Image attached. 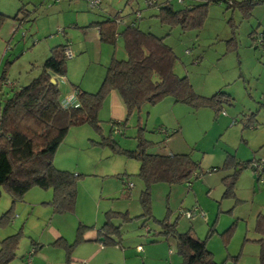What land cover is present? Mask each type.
I'll list each match as a JSON object with an SVG mask.
<instances>
[{"label": "rangeland", "instance_id": "1", "mask_svg": "<svg viewBox=\"0 0 264 264\" xmlns=\"http://www.w3.org/2000/svg\"><path fill=\"white\" fill-rule=\"evenodd\" d=\"M84 2L0 0V14L5 16L0 21V77L5 74L6 80L14 85L13 88H3V98L11 97L15 90L39 74L40 70L34 64L43 46L48 44L51 49L64 43L66 37L74 41L75 33L67 22L75 18V11L94 17L118 13L121 20H133L136 11L140 16L139 28L163 37L172 48L177 76L187 77L194 92L201 96L211 97L224 92L232 102L223 104L216 116L208 107L194 109L161 100L144 106L138 114L128 118L125 127L113 132L102 114L98 116L100 133L87 124L71 127L55 153L61 168L54 166L80 175L74 211L54 213L49 204L52 190L31 188L21 201L14 203V217L7 224H0V241L6 236L19 234L18 250L9 264H26L24 256L29 251L33 255V244L41 237L42 241L48 239L46 226L60 229L72 242L79 224L99 227L107 211L127 212L130 220L116 222L122 224L119 246L105 245V260L99 264H182L173 238L157 234L160 230L158 221L164 219L175 223L180 233L191 230L195 237L206 239V248L218 264H232L234 260L237 264H258L259 235L255 232V220L258 214H264V172L257 177L250 166L236 165L238 174L233 180L234 195L224 197L222 180L235 174V168L230 165L223 169L222 166L226 155L234 156L239 164L264 161V46L250 37L254 31L256 38L264 32V4H256L248 13H243L237 6L228 8L224 2L211 3L200 28L181 30L179 26L161 24L157 9L147 6V0H100V5L94 8L87 7ZM171 3L175 10L184 7L175 0ZM20 7H24L26 13H19L16 20L14 16ZM118 28L121 30L123 24L120 23ZM116 48L117 58L126 59L120 38ZM90 55L81 57L82 54H76L67 60L66 75L70 80H80V83L95 76L99 66L89 62L90 58L97 57V53L92 50ZM59 88L63 96L61 85ZM244 116H253L256 123L252 126L256 128H243ZM138 124L143 139L150 143V152H163L166 143L167 148L176 153L190 154L206 172L190 184L152 185L151 216L148 219L141 215L139 203L144 187L137 177L139 163L114 154L108 146L101 144L102 136L107 138L110 135L121 148L135 149ZM178 127L180 130L170 138L160 132L162 129L171 134ZM124 181L132 184L129 195L123 193ZM99 200L103 212L96 222ZM11 206L10 197L1 189L0 217ZM195 208L204 217L198 212L187 217L186 214ZM87 247L85 243L77 245L73 253L77 252L79 259H83L88 253ZM45 248L44 252L50 256L49 264L56 261V252L62 254V249L52 244ZM39 253L40 250L31 257L32 264H40L36 261Z\"/></svg>", "mask_w": 264, "mask_h": 264}, {"label": "trees", "instance_id": "2", "mask_svg": "<svg viewBox=\"0 0 264 264\" xmlns=\"http://www.w3.org/2000/svg\"><path fill=\"white\" fill-rule=\"evenodd\" d=\"M176 1V0H175ZM224 2L228 8L238 7L243 13H248L256 4H264V0H186L179 10L172 7L171 0H147V6L157 9V18L161 24L181 30L200 28L207 14V7L211 3ZM84 3L89 6L87 0ZM100 3L97 6L98 7ZM87 6V7H88ZM93 7V8H94ZM26 13L24 7L18 8L14 19L18 20L19 13ZM131 22L121 21L117 13L111 18L100 22H91L88 26L98 27L101 42L111 45L113 49L118 39L122 41L126 59L112 57L106 67L104 77L95 92H86L74 85L77 105L61 108V93L59 84L54 77L66 75L67 60L65 50L70 48V42L61 43L49 50L48 56L42 62L39 74L30 82L14 91L11 97H2L0 90V197L4 189L11 199L12 206L0 217V224H7L13 217L14 203L21 201L24 195L33 187L52 190L50 205L54 213L73 212L77 198V183L80 175L57 169L53 164L54 154L62 143L71 127L90 125L100 133L98 113L110 91H116L125 108L123 121H110V130L125 127L132 114H138L145 105H154L165 98H171L174 103L188 105L194 109L208 107L215 111L217 116L223 104H231L232 98L224 92H218L211 97H204L194 92L187 77H179L174 73L176 56L163 37L150 32L142 31L137 25L140 16ZM0 14V21L4 18ZM120 20V21H119ZM21 24L22 22L19 21ZM123 28L119 31L118 25ZM256 32L250 37L253 41ZM264 36V32L262 33ZM258 45L264 46V40ZM256 45V46H258ZM61 80V79H60ZM8 81L5 74L0 77V88ZM245 118L243 128H248L256 122L253 116ZM235 123V120H233ZM139 125V124H138ZM256 128V126H252ZM166 131V130H165ZM166 131L165 136L171 137ZM136 148L127 150L121 148L109 135L102 136L101 144L108 146L114 154L123 155L139 163L137 177L143 182V189L139 195L142 216L148 219L150 211V190L156 183L168 185L190 184L193 179L203 172L199 163L194 161L190 154L177 153L163 155L149 151V142L142 137V128L139 125L136 136ZM258 161V162H256ZM260 160L246 161L239 164L234 156L226 155L222 168L230 165L235 168V174L223 178L224 197L234 195V178H236V165L250 166L256 171L255 164ZM216 170V168H213ZM264 172V168L263 171ZM262 175L257 173V177ZM125 195L130 194L132 184L124 181ZM123 198H127L121 195ZM130 220L128 213L107 211L103 223L98 230V236L104 245L119 246L121 240V225ZM117 222V223H116ZM160 230L157 234L172 237L175 248L182 258V264H218L206 248V239L200 240L191 233V230L180 233L175 223L165 219L158 221ZM89 226L79 224L76 240L72 244L58 241L66 254V264H69V255L75 243L82 240L83 232ZM230 230L227 232L228 234ZM255 232L259 235L258 264H264V214H258L255 220ZM209 234L207 235L208 238ZM33 244V243H32ZM33 245H36L35 243ZM19 246V234L6 236L0 241V264H9L16 256ZM37 247V246H36ZM36 248H34V252ZM232 264H237L233 261Z\"/></svg>", "mask_w": 264, "mask_h": 264}, {"label": "crops", "instance_id": "3", "mask_svg": "<svg viewBox=\"0 0 264 264\" xmlns=\"http://www.w3.org/2000/svg\"><path fill=\"white\" fill-rule=\"evenodd\" d=\"M76 5H77L76 7H78V4H76ZM75 13H76L75 18H72V20H68V22H67V25L70 26V29L75 33L74 34V41H71V39L66 37V39H65L66 41L64 43L70 42V49L74 53V57L76 54H82L81 57H84L86 55L91 56L90 52H92V50H94L97 53V57L96 58H90L89 63L91 64V63L95 62L99 66V69L96 70L95 76L92 77L91 79L87 80L86 82H84V80H82L80 83H78L80 80H70V78H68L67 75L63 76L62 78L61 77H54V79H55L54 82L61 85V87L63 88V94L64 95L68 94L72 89H74L75 88L74 85H78L80 89H82L86 92H90V93L95 92L94 90H96V88H98V86L101 82V79L104 76V72L106 70V67L109 64V62L111 61L112 57L117 58V56H118L116 53L117 48L115 50V48L113 49V47L111 45L105 44V43L100 41L98 27L88 26L91 22H100V21L105 20L106 18H111L114 15L109 16V14H107L108 16L104 15V16H100V17H96V16L94 17L91 14L83 13V11L82 12L75 11ZM78 15H80V16H78ZM121 21L131 22L132 20L124 18ZM62 34L65 35L64 32ZM48 48H49L48 44L46 46L42 47L40 57L36 60V63L34 64L36 69L40 70L42 62L48 56L49 50H50V48L49 49ZM89 48H91V51ZM13 86L14 85L12 83L7 82L5 85H3L2 88H0V90L1 89L3 90V88H5V87L13 88ZM63 96H61V98ZM163 100L168 101V103H174L171 100V98H165ZM174 104H177V103H174ZM100 114H102L103 118L107 119L109 126H110V121L119 122V121L124 120L125 108L122 105L120 98H119L118 94L116 93V91H110L107 94V96L104 99V102H103V104L99 110L98 116ZM164 128H166V127H164ZM179 130H180V127H178L176 129V134ZM168 138H170V137H168ZM159 154L171 155V154H177V153L174 152L173 149L171 150V149L167 148V145L165 143V145H163V152L161 151V152H159ZM53 164L56 167L61 168V167H59L61 165H60V163H58V159H57L56 155L53 158ZM101 208H103V207H101V200H99L98 205L96 206V210H97V213H96V220L97 221L96 222H98V218H99L98 215L101 212H103L102 211L103 209H101ZM24 210L26 211L27 208H24ZM99 229H100V226L98 227V225L97 226H91L90 229H87L83 232L82 240L78 243H75V245L72 249V252L69 255V258H70L69 264H92V262H94V261H96L97 264H99V262H103V260H105V249H104L105 245L101 242V239L98 236V230ZM76 231H77V229H76ZM45 232L47 233L48 239L46 241H42L43 237H41L40 241L36 242L35 243L36 245H34L35 246L34 248H36V251L33 253V255L36 254L38 250H40V253L36 257V261L38 260L40 262V264H49L50 256L47 253H45L44 250L46 249L45 246H49L52 244L55 246V248L59 247L60 249H62L61 250L62 254H59V252H56L57 253L56 257H55L56 261H53L52 264H66V260L68 258L66 252L62 247L58 246L57 243H55V242L65 241L68 244H72L76 240L77 232H75V238H74V241H72V242L68 241L69 240L68 237L66 235H64L60 231V229H56L54 227L46 226ZM43 242H47V243H43ZM83 243H85V245L88 246L86 248L88 253H87L85 258L79 259V257L76 254L77 252L75 254L73 252H74L75 247L77 245H80V244L82 245ZM34 248L32 250H34ZM29 252H27L24 256V263H27L28 259H30V264H32L31 257L33 255L31 254V256L28 258ZM52 252H55V250H52Z\"/></svg>", "mask_w": 264, "mask_h": 264}, {"label": "built area", "instance_id": "4", "mask_svg": "<svg viewBox=\"0 0 264 264\" xmlns=\"http://www.w3.org/2000/svg\"><path fill=\"white\" fill-rule=\"evenodd\" d=\"M89 3L90 7H94L97 6L100 3V0H87ZM186 0H176V2L178 4H182L183 2H185ZM136 18L139 17V13L135 14ZM120 21V20H119ZM264 40V36L262 34H260L259 38H258V42L262 43ZM65 56L66 58H71L73 56V52L71 51L70 48H67L65 50ZM77 105V100H76V91L74 89H72L68 94H66L60 101V106L61 108H69L72 106H76ZM160 132H164L166 133L165 130L160 129ZM256 167V174L263 171L264 168V161H259V163L254 164ZM198 212L200 217H204V214L197 208L193 209L192 211L188 212L186 215L187 217L192 216V214ZM138 250H141L140 246L137 247ZM31 256V252L28 253V258ZM26 264H30V259H28Z\"/></svg>", "mask_w": 264, "mask_h": 264}]
</instances>
